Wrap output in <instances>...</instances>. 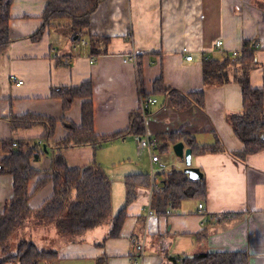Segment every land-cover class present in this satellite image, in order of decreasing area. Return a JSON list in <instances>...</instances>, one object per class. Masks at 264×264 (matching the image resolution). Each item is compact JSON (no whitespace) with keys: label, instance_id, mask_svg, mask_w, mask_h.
I'll use <instances>...</instances> for the list:
<instances>
[{"label":"crops","instance_id":"1","mask_svg":"<svg viewBox=\"0 0 264 264\" xmlns=\"http://www.w3.org/2000/svg\"><path fill=\"white\" fill-rule=\"evenodd\" d=\"M46 5L47 0H14L11 7V43L0 52V162L8 156L5 145L40 144L46 133L43 125L15 131L11 115L36 114L58 120L55 142L71 133L63 122L81 126L85 99H76L66 111L63 101L52 96V89L77 87L87 81L93 85L97 135L128 129L131 113L140 110L142 99L157 98L144 117L143 135L159 139L154 152L160 160L153 163L152 154L133 136L97 148L85 145L64 150L70 168L95 161L124 185L126 176L137 174L148 175L150 184L137 188L119 237L106 239L112 228L109 223L76 242L66 241L54 227H26L18 238L35 244L36 233L47 238L44 246L49 248L38 247L56 251L58 256L41 264H175L172 258L239 250L249 253L250 264H264V150L245 161L231 154L245 148L226 121L227 114L243 110L242 87L233 81L206 86L203 75L205 58L223 57L224 53L234 57L233 52L241 54L244 40L256 39L258 64L250 82L264 90V0H102L90 26L91 34L109 38L107 53L101 55L93 54L88 36L71 35L70 19L53 20L39 39H33L44 25ZM80 40L88 45L77 46ZM219 41L223 42L220 48ZM184 48L194 56L192 61L186 59ZM133 53L136 60L125 62ZM12 76L22 78L24 85L16 86ZM160 76L167 86L182 93H202L205 107L197 103L182 110L176 107L170 96L155 92L154 81ZM173 133L192 136L206 145L219 138L228 151L192 152V166L203 174L200 180L205 182L207 197L183 199L174 209L164 208L161 193L157 198L154 193L166 176L186 168L185 160L173 149L184 141L160 152L163 144L171 143ZM185 148L190 147L186 144ZM32 166L49 171L51 154L33 160ZM38 179L32 180L30 193ZM13 187L14 177L0 174V214L13 196ZM53 193L54 185L49 183L32 194L28 206L38 210ZM123 196L124 206L126 187ZM114 200L112 189V206ZM149 209L154 214L150 217ZM119 211L112 209L113 215Z\"/></svg>","mask_w":264,"mask_h":264},{"label":"trees","instance_id":"2","mask_svg":"<svg viewBox=\"0 0 264 264\" xmlns=\"http://www.w3.org/2000/svg\"><path fill=\"white\" fill-rule=\"evenodd\" d=\"M14 0H0V52L10 43L11 7ZM102 0H47L42 15L44 25L33 39H39L46 25L56 19H70L68 27L71 35L89 37V45L94 55L107 53L109 38L90 33L91 16L97 11ZM258 40H244L241 54L237 58L230 53L223 57L205 58L203 75L206 86H219L233 81L242 87L243 110L226 115V121L245 148L231 154L245 161L249 155L264 150V90L254 88L250 82L252 70L257 66L256 47ZM103 48V49H100ZM60 66V64H57ZM140 66V65H138ZM140 71V68H139ZM155 92L170 96L173 104L182 109L197 103L205 107L202 93H182L165 84L163 76L154 81ZM52 96L63 101L64 110H69L76 99H85L82 108L81 126L63 122L70 130L65 139L55 142L54 134L58 120L36 115H11L12 128L15 131L43 125L46 133L41 144L17 143V146L5 145L8 156L0 162V174L14 177L13 196L7 201L5 211L0 214V264H41L57 258L56 251L42 250L30 239L18 238L26 227H54L58 234L68 242L78 241L84 234L98 227L112 224L106 237L120 236L123 224L128 217V206L136 199V190L140 186L148 187V175H128L125 177L126 201L121 210L113 215L112 181L95 161L82 168H70L63 151L70 148L91 145L94 148L119 138L141 136L145 133V120L142 112L131 113L129 128L109 135H97L94 123L93 85L91 81L77 87H55ZM171 143L160 147L166 153L179 140L192 148L194 154L228 152L219 138L213 145L198 144L194 137L180 133L170 134ZM44 146L46 148H44ZM51 154L52 167L49 171H40L32 166V161L42 155ZM39 177L34 192L30 193L32 180ZM49 183L54 185L53 195L41 208L33 211L28 202L35 192ZM156 198L161 193L164 208L173 209L183 199L204 200L207 189L204 180L194 181L183 170H174L164 178L163 185L154 190ZM164 198V200H163ZM160 201V198H159ZM161 203L158 202L157 205ZM102 245V244H100ZM171 259V258H170ZM175 264H250L249 253L239 251L210 252L194 257L186 256L176 260Z\"/></svg>","mask_w":264,"mask_h":264},{"label":"built area","instance_id":"3","mask_svg":"<svg viewBox=\"0 0 264 264\" xmlns=\"http://www.w3.org/2000/svg\"><path fill=\"white\" fill-rule=\"evenodd\" d=\"M76 45L77 46H79V45H83L84 46V45H88V43L86 41H84V40H80V41H77ZM222 45H223L222 41L217 42V47L218 48H220ZM183 53H187V57H186L187 60H189V61L193 60V56L191 54H189L187 48L183 49ZM233 55L237 56L238 52H233ZM136 56H137V54L133 53L131 57H129L128 59L125 60V62L136 60ZM12 80L14 81L16 86L24 85V80L22 78H17L16 76H12ZM157 102H158V100L155 97H150V96L149 97H144L142 99L140 108L142 109V111L145 112L148 108H150L152 105H155ZM136 139H137V142H138L139 146H141L142 148L143 147L148 148L151 151L156 149L158 144H159V139L157 137H154V136H149V135H147L146 137L137 136ZM40 144H41V142H40ZM13 145L17 146V143L14 142ZM159 160H160V158H159L158 155H154L153 156V162L156 163ZM199 212L200 213L204 212L203 204L199 205ZM152 215H154L153 211L149 209L148 216L150 217ZM9 264H12V263H9Z\"/></svg>","mask_w":264,"mask_h":264},{"label":"rangeland","instance_id":"4","mask_svg":"<svg viewBox=\"0 0 264 264\" xmlns=\"http://www.w3.org/2000/svg\"><path fill=\"white\" fill-rule=\"evenodd\" d=\"M64 21H68L67 19H65ZM143 162H145V160L147 159V155L144 154L141 156ZM169 158H167L165 156V160H167ZM128 160V159H127ZM123 161V160H120ZM128 165V163H127ZM143 170V169H142ZM107 174V173H106ZM118 174H120V172H118ZM111 179H113V184H112V189H113V194L116 197V200H114V204H113V208L114 211H119L122 207H123V203H124V199L125 197L123 196L125 194V185H124V181L122 182L120 180V178H115L113 175L114 173L111 172L110 174H108ZM33 241V240H32ZM34 241L38 244V246L42 249H48V246H44L47 243V238H45L42 234L40 233H36V236L34 238Z\"/></svg>","mask_w":264,"mask_h":264},{"label":"water","instance_id":"5","mask_svg":"<svg viewBox=\"0 0 264 264\" xmlns=\"http://www.w3.org/2000/svg\"><path fill=\"white\" fill-rule=\"evenodd\" d=\"M173 149L177 156L185 160L186 168L184 169V172L189 176V178L194 181L200 180L203 177V174L201 173L200 169L194 168L192 166V149H186L184 142L175 144Z\"/></svg>","mask_w":264,"mask_h":264},{"label":"bare ground","instance_id":"6","mask_svg":"<svg viewBox=\"0 0 264 264\" xmlns=\"http://www.w3.org/2000/svg\"><path fill=\"white\" fill-rule=\"evenodd\" d=\"M85 41V40H84ZM190 54V53H189ZM239 54V53H238ZM192 55V54H191ZM233 55V54H232ZM193 56V55H192ZM234 56V55H233ZM186 57H187V53H186ZM234 57H238V55L237 56H234ZM187 59V58H186ZM193 59H194V56H193ZM189 61V60H188ZM192 61V60H191ZM149 109V108H148ZM148 109L144 112V111H142V109L140 108V111L142 112V114H143V116L145 117L146 115H147V113H148ZM147 135H149V134H145V135H141V136H144V137H146ZM149 136H154V135H149ZM143 148H145V147H143ZM146 149H148V148H146ZM149 150V149H148ZM149 152L152 154V162H153V156L154 155H158L159 156V154H155V152H154V150H149ZM159 158H160V156H159ZM153 163H155V162H153Z\"/></svg>","mask_w":264,"mask_h":264}]
</instances>
